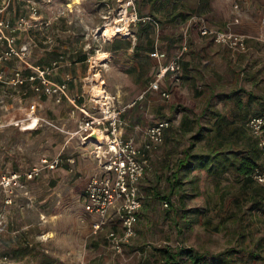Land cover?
<instances>
[{"label":"rangeland","instance_id":"1","mask_svg":"<svg viewBox=\"0 0 264 264\" xmlns=\"http://www.w3.org/2000/svg\"><path fill=\"white\" fill-rule=\"evenodd\" d=\"M30 1L36 3L39 19L17 33V43L30 46L27 55L29 61L46 58L48 52L55 53V59L58 57L56 49L70 62H75L80 53H86L85 62L76 65L80 66L83 81L70 79L67 85L70 94L72 88L79 94L83 91V95L75 97V100L89 108L92 106L90 99L94 85L101 81L106 91L111 93L124 84V74L127 72L123 65H119L121 58L115 54L109 57L105 53L107 40L112 39L102 35L105 26H113L119 17L123 1ZM215 1L219 5L224 4L222 0ZM26 2L0 0L2 18L11 23H15L19 17L29 19ZM134 4L139 14L146 9L144 0H134ZM261 10H264L262 5L259 14L264 13ZM45 22H49V25L46 26ZM161 22L158 30L147 27L149 33L144 35L153 41L157 39L158 48L165 31ZM144 29L137 24L131 31L136 35ZM253 30L242 29L243 32ZM120 37L117 35L113 40ZM251 43L248 52L231 57L234 62H242L241 65L230 63L228 67L224 63L219 64H224L221 71L225 80L220 81L219 87L211 84L213 91L220 94L216 103L223 111H228L225 122L239 120L238 116H242L243 112H246V118L264 113V42L253 40ZM3 48V44H0V51ZM93 55L106 56L105 62L93 61L90 58ZM16 63L14 58L4 63L7 78L11 76ZM235 70H238L236 76ZM54 72L57 73L53 78L65 72L76 74L74 66L58 68ZM155 73L150 66L147 81L152 80ZM231 91L234 94L226 98L224 95ZM208 94L209 90L202 94L203 101ZM234 95L237 97L232 103ZM238 98H241L240 101H237ZM214 101H211L213 107ZM36 102L39 103L36 113L52 125L41 122L36 129H21L20 121L28 123L26 119L30 105ZM221 102H225L223 106ZM127 103L124 98H118V106ZM189 103L187 106L192 110V117L188 118L186 126L180 122L174 126L163 137L158 149L149 156L144 175L138 183L141 207L137 212L135 236L120 253H116L107 240L111 230L109 226L114 220L107 222L98 235L92 236L90 223L98 218L83 208L84 194L89 184L105 176L99 158L105 147L97 153L93 145L81 143L79 135L75 133L84 118L67 99L63 98L58 103L53 96L36 94L27 86L0 83V173L38 164L40 158L45 156L61 154L64 158L73 157L75 160L73 172L57 170L33 184L29 192L30 201L14 198L13 204L7 207L0 202V211L5 213L0 229V256L9 255L6 264H44V256L49 257L50 264H162V257L157 251L160 248L173 252L192 249L204 256L202 264H214V256L220 254L218 258L229 254L231 264H264V189L253 186L249 189L248 185L245 188L239 185L232 173L217 179L208 174L205 168H177V161L188 151L205 152L206 141L210 140V133L214 134V131L209 132L210 127L206 125L208 115L204 117L198 114V102ZM145 110L146 104L141 107L135 104L123 112L128 134L135 130L141 134L155 117L146 116ZM183 110L179 107L177 112ZM138 116L143 117L142 121L133 120ZM198 132L200 137L195 140ZM191 142L194 144L192 148L189 147ZM109 175L112 176L111 173ZM26 242L32 244L29 249L31 253L21 258L15 257L16 248L28 249L24 247ZM176 262L192 264L186 261L183 253L176 257Z\"/></svg>","mask_w":264,"mask_h":264},{"label":"built area","instance_id":"2","mask_svg":"<svg viewBox=\"0 0 264 264\" xmlns=\"http://www.w3.org/2000/svg\"><path fill=\"white\" fill-rule=\"evenodd\" d=\"M120 1L124 3L121 5V12L118 13L119 17L116 18L121 19L119 24L122 29L119 36H131V28L137 24L150 25L156 30L159 29L160 20L151 14H139L134 0ZM26 8L29 12V19L19 17L15 23H11L2 18L3 8L0 7V42L4 46L0 51V83H7L15 87L27 84L34 93L53 96L58 103L63 98L67 99L76 110L81 112L84 120L79 124L75 133L79 135L81 143L93 145L97 153L105 147L102 156L98 154L105 176L99 181L94 179L89 184L85 190L83 206L86 212L94 214L98 218L91 224L93 233L101 230L113 215L118 219L121 232L110 231L107 238L111 248L116 253H120L123 246L135 236L137 212L141 207L138 183L144 175L149 156L158 149L166 130L174 122L172 118H157L148 124L141 134L135 130L131 135H126V123L122 114L127 108H131L143 100L148 91L159 93L165 100L170 98V93L161 84L167 77L173 83L181 82V58L182 54L189 49L186 30L183 32L184 40L180 52L169 60L158 64L155 77L136 99L120 107L117 105V96L104 88L105 100L101 102V98H96L92 93L90 99L92 106L89 108L84 103L77 104L75 98L69 97L65 81L52 80L53 72L65 64L63 56L53 60L49 66L33 65L27 59L30 46L25 43L19 45L17 33L30 26V23L38 20L39 17L35 2L27 0ZM67 9L70 10V6ZM234 22L238 23V19L235 18ZM45 24L48 26L49 22H45ZM261 24L264 26V18H262ZM186 25L194 27L201 37H207L214 43L227 47L233 52H246L251 40L264 42V33L250 35L233 31L218 26L198 14H191ZM150 55L153 58H160L162 53L156 49ZM11 58L17 61V67L15 66L11 70V76L7 78L3 64ZM22 64L25 69H28V73L25 74L23 66H19ZM36 106V103L30 105L26 120L29 123L33 122V127L41 124V122L52 125L45 118L35 115ZM245 126L256 138L259 149L257 165L249 174V178L264 184V113L250 116ZM93 131H96L97 135L102 138V143L96 140L86 141V137ZM74 164L73 157L64 158L61 154H57L51 158L42 157L38 164L25 169L7 170L0 173V202L7 207L13 204L14 198L24 197L31 200L29 183L39 178L44 170L54 171L68 165L70 166L69 170L72 171ZM110 173L112 176L109 175ZM115 201L119 203L114 204ZM4 219L5 213L0 211V229L3 227Z\"/></svg>","mask_w":264,"mask_h":264},{"label":"crops","instance_id":"3","mask_svg":"<svg viewBox=\"0 0 264 264\" xmlns=\"http://www.w3.org/2000/svg\"><path fill=\"white\" fill-rule=\"evenodd\" d=\"M144 1L146 4V9L144 10L143 13L140 14L142 15L151 14L153 16H156L160 20V22L162 20L161 23L162 26L165 28V31L164 34L162 35L161 46L159 48L157 47V43H156L157 39H154L153 41L152 38L147 39V37L144 36L147 35V33H149V30L146 29L147 27L153 28L150 25L147 26L142 25V27L145 28L144 29L145 32L142 31L140 33H137L136 35L132 33L131 36L120 37L117 38L116 40H113L116 37L113 38L112 40H107L108 47L105 53L109 54V57L112 56L113 54L120 57L121 60L119 61L121 62L119 65H123L122 67H124V70L127 72L126 74H124V81H125L124 84L121 87H118L117 90L111 91V93L115 94L117 98H124L125 100H127V102H131L132 100L136 99V97L147 87L148 83L151 81V80L147 81L148 68L152 66L153 69L157 71V67L159 63L165 62L175 54L179 53L181 45L184 40L183 32L184 30H186L189 49L184 54H182V58H181V67H182L181 82L173 83L169 79V77H167L164 81H162L161 84L162 87L170 93V98L168 102H166L167 100L162 99L159 93L155 91H148L145 94L144 99L136 104L139 107H141L143 104H146V110H145L146 116L155 115V117H153L152 120L148 118V120H150V123L157 118L174 119V122L172 123L171 127L166 130L165 132L166 135L172 128H174V126L179 124V122L183 126H186L188 118L192 117V112H191L192 110L189 109L187 105L190 104L189 102H193V103L198 102V106H199L198 108H200L198 114H201L204 117L206 114L208 115L207 120H205L206 125L210 127L209 132L214 131V134L210 133L211 137L209 141H206L205 152L188 151L187 153L184 154V157L180 161H182L185 157L187 156L189 157L194 154H201L208 156L209 161L207 162V165L205 167H199L197 166V163H195L193 159H190L192 167L185 169L191 170L193 169V167H197V169L205 168L208 174L214 176L217 179L221 177L225 178L227 175H229V173H232L233 177L235 179H238L237 181L239 182V185H243L245 188L250 187L249 189H251V186H253V188L255 189H264V184L253 181L247 178L246 175L245 176L241 175L233 165L234 163H232L234 160L239 159L243 155H246L248 153L257 154V140L254 136L253 138L249 135V133L247 132L249 130L245 126L246 122L243 121V118L247 120L250 116L246 118V112H243L242 116L241 115L238 116L239 120H234L233 123H230L228 121L225 122L227 119L225 117V114H227L226 112L228 111H223L222 108L218 106L219 104L216 103V101L219 102L218 96L220 94L216 93L217 91L214 92L213 91L214 86L213 87L211 86V84H214L215 86L219 87L220 81L222 80L223 82L225 80L223 71H221V68L224 67V64L227 65L228 67L230 63L241 65L242 62L239 61L234 62V60L231 59V57L240 54H245L246 52H248L250 50L249 47L250 43L253 40L249 41L248 50L246 52L244 53L233 52L227 47H223L219 44L214 43L207 37H201L194 27L192 26L188 27L186 25L187 20L191 14H198L218 26H221L223 28H229L233 31L250 34V35H257L259 33H264V26H262L261 24L262 18H264V13L262 14L258 13L260 5H262V8H264V0H222L224 4L221 5L216 3L215 0H144ZM262 11L264 10H261V12ZM257 14H259V16H257ZM235 18L238 19L239 21L238 23L234 22ZM168 20L170 22H166ZM243 28H246L248 31H252L253 29L254 30L253 32H243L242 31ZM259 28L262 30H260ZM0 44L2 43L0 42ZM156 49L162 53L160 58H153L150 55ZM56 51L58 52V57L63 56L60 50L56 49ZM81 54H86V53H80L78 57ZM48 55L49 56H47L46 58L33 59L30 60V62L33 65L49 66L51 62L58 57H55L54 59L53 54L49 52ZM78 57L75 62H70L68 60H65L64 58L65 64L59 67L61 69L62 67L74 66L76 74L71 75V73L65 72L60 74L57 78H53V76L57 73V72H53L54 74L51 76L52 80L58 82L65 81L66 83H68L67 81H69L70 79H73V81H75L76 79H80V81H83L84 78L80 73V66L77 67L76 65H81L85 61H79ZM147 61L150 62L148 66H147ZM222 63L224 64L222 66H219V64ZM23 69H24V73L25 71L26 73H28V69H25L24 66ZM231 70L233 69H229V71ZM233 72H235L234 74L236 76L238 70H235ZM254 75L255 74H253V77H255ZM24 86H27V88H29L27 84ZM24 86H20V87H24ZM208 90L210 92V95L213 93L211 95L209 103H208V99L210 96L209 94H208L209 96H207L205 101H203L202 98V94L206 93V91ZM67 91L70 98H75L80 95H83V91L79 94L78 91H73V88L71 89L72 94H70L68 85H67ZM234 91L227 92V96L226 94L224 96L226 98H229L230 96H232V94H234ZM195 95L197 97H194ZM247 95L251 96L250 93H247ZM236 97L237 95H234V97H232L231 99L232 103H234L233 100L236 99ZM213 99L215 100L214 107H213V103H211ZM240 99L241 98H238L237 101H240ZM221 103L223 106L225 102H221ZM36 104L39 105V103L37 102ZM179 107H182L184 110L181 112L179 111L177 112ZM156 114L158 115L156 116ZM35 115L41 117V115L37 113H35ZM141 118L143 117L138 116V118L133 120L142 121ZM129 120L132 121L131 118ZM17 122H18L17 124H19V121ZM20 122H21L20 127L21 129H23L25 124H23L22 121ZM39 125L41 124H38L36 127H32V129H36ZM225 126H227L226 129ZM125 134L131 135V133L128 134L126 130H125ZM189 147H190V143H189ZM215 152H219L221 154L217 157V160L211 159L214 156L213 154H216ZM47 158H51V157H47ZM218 160H224V164H216L218 163ZM180 161H177L178 162L177 168H180L179 167ZM74 165L72 166L73 168ZM210 167L212 169L208 171ZM69 168L70 166L66 165L63 168H59L57 170L59 171L61 170L63 172L66 171L69 173L73 172V170L70 171ZM18 170H22V169H18ZM221 170H225V171L221 173ZM54 171L44 170L39 178L29 183V190L31 189V186L33 184L39 182L45 176H49V174L53 173ZM247 185L248 187H246ZM257 197H258V193H257ZM21 199H24V197L18 198V200ZM110 219L111 220H108V222L110 223L111 221L114 220L111 226H109V229H111L110 231L121 232L118 219L116 217ZM95 220H92L90 223V234L92 236H96L101 232V230L95 233L92 232L91 224ZM24 247L25 248L27 247L28 249L20 250L19 248H16L14 251V256L21 258L25 254L29 255L31 253L29 249H31L32 244L26 242L24 244ZM9 259H10L9 255L0 256V264L2 263L6 264L9 261ZM43 259H44L43 260L44 264L51 263L48 256H44Z\"/></svg>","mask_w":264,"mask_h":264},{"label":"trees","instance_id":"4","mask_svg":"<svg viewBox=\"0 0 264 264\" xmlns=\"http://www.w3.org/2000/svg\"><path fill=\"white\" fill-rule=\"evenodd\" d=\"M147 26V25H146ZM57 56L55 53H53V57ZM79 61H85L87 59L86 54H81L79 57ZM26 74V71H25ZM33 91V90H31ZM200 137V133L196 134L194 136V139L196 140L197 138ZM190 147H193V143H190ZM216 154H213L214 156L211 159H216L219 155H221L219 152H215ZM190 159H193L195 163H197V166L199 167H205L207 165L208 156L201 155V154H194L191 156L185 157L182 161L179 162V167L180 168H190L192 167V164L190 162ZM259 159V149L257 147V154H252L248 153L246 155H243L241 158L234 160L232 163L235 166L236 170L241 174V175H246V177H249V174L253 171L255 166L257 165ZM216 164H224V160H218V163ZM213 166V165H211ZM212 169L211 167L208 169V171ZM225 170H221V173L224 172ZM251 179V178H249ZM157 251L160 253L162 257V264H177L176 262V257H178L181 253L186 255V261L192 264H202L204 261V256L198 255L195 251L192 249H180L176 250L175 252L168 250V249H157ZM225 255V254H224ZM217 256V257H216ZM214 256V264H231L232 263V258L230 257L229 254H226L222 258H218L221 256L216 255Z\"/></svg>","mask_w":264,"mask_h":264},{"label":"bare ground","instance_id":"5","mask_svg":"<svg viewBox=\"0 0 264 264\" xmlns=\"http://www.w3.org/2000/svg\"><path fill=\"white\" fill-rule=\"evenodd\" d=\"M121 19H116L115 20V23H114V25L112 26V25H110V24H108V25H106L105 26V29H103V30H105L103 33H102V35L103 36H107V38H109V39H113L114 37H116L117 35H119L120 34V32H121V29H122V26L119 24V21H120ZM91 59H93V61L95 60L96 62H103L105 59H106V56H102V55H93L92 57H90ZM105 62V61H104ZM96 81V80H95ZM98 82H99V80H97ZM92 91H93V95L96 97V98H101V102L103 101V100H105V93H104V86H103V84L102 83H100L99 82V84H97V85H94L93 87H92ZM33 125H34V123L33 122H31V123H28V124H25L24 125V127H23V129H32V127H33Z\"/></svg>","mask_w":264,"mask_h":264},{"label":"water","instance_id":"6","mask_svg":"<svg viewBox=\"0 0 264 264\" xmlns=\"http://www.w3.org/2000/svg\"><path fill=\"white\" fill-rule=\"evenodd\" d=\"M88 140H96L97 142L102 143V138L97 135L96 131H93L86 137V141Z\"/></svg>","mask_w":264,"mask_h":264}]
</instances>
